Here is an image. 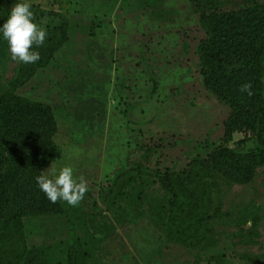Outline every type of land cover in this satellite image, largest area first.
I'll list each match as a JSON object with an SVG mask.
<instances>
[{
	"label": "rangeland",
	"instance_id": "obj_1",
	"mask_svg": "<svg viewBox=\"0 0 264 264\" xmlns=\"http://www.w3.org/2000/svg\"><path fill=\"white\" fill-rule=\"evenodd\" d=\"M16 2L0 0V24ZM30 3L37 23L58 24L57 15L39 17L52 10L68 21L48 64L15 91L47 104L56 121L58 154L40 172L70 165L89 190L76 206L57 201L68 215L26 220L28 248L62 260L73 219L87 264H264V165L246 184L195 168L208 204L174 221L171 195L155 180L219 144L236 152L257 145L238 134L223 139L229 108L202 84L196 50L204 33L191 0ZM17 65L0 40V93ZM122 172L130 178L115 180Z\"/></svg>",
	"mask_w": 264,
	"mask_h": 264
},
{
	"label": "trees",
	"instance_id": "obj_2",
	"mask_svg": "<svg viewBox=\"0 0 264 264\" xmlns=\"http://www.w3.org/2000/svg\"><path fill=\"white\" fill-rule=\"evenodd\" d=\"M191 3L204 33L196 50L202 84L229 108L223 139L229 142L238 134L253 138L257 145L236 152L219 144L206 158H192L187 168L155 174L160 188L171 195L169 221L185 216L188 210L199 216L208 204L207 190L198 182L195 168L246 184L256 168L264 165V0H232L227 5L224 0ZM47 12L39 17L53 19L52 15H57L60 22L45 25L48 35L36 49L40 59L32 64L18 63L9 88L0 93V264H87L88 259L75 220L70 217L71 241L62 260L44 257L41 248L29 249L25 235V222L33 216L68 215L66 205L49 202L35 180L41 168L58 154L52 139L56 132L53 112L47 104L15 92L48 64L66 38V17L53 10ZM244 83L251 84L252 95L240 91ZM134 171L144 174L138 168ZM127 175L130 178L122 172L115 180ZM212 184L216 186V182Z\"/></svg>",
	"mask_w": 264,
	"mask_h": 264
},
{
	"label": "clouds",
	"instance_id": "obj_3",
	"mask_svg": "<svg viewBox=\"0 0 264 264\" xmlns=\"http://www.w3.org/2000/svg\"><path fill=\"white\" fill-rule=\"evenodd\" d=\"M46 20L37 23L31 10L30 0H17L10 8L7 18L0 24V40L7 44L11 60L20 64H32L40 59L36 50L42 46L48 35ZM241 92L252 95L250 83H244ZM35 177L37 187L51 203L58 200L76 206L89 190L87 181L74 175L70 165L56 168L50 166Z\"/></svg>",
	"mask_w": 264,
	"mask_h": 264
}]
</instances>
